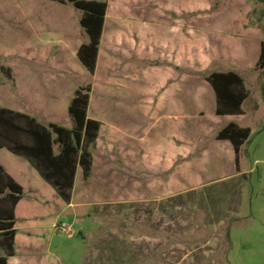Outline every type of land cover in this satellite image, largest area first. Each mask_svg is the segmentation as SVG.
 Returning a JSON list of instances; mask_svg holds the SVG:
<instances>
[{"label": "crops", "instance_id": "0c3cea01", "mask_svg": "<svg viewBox=\"0 0 264 264\" xmlns=\"http://www.w3.org/2000/svg\"><path fill=\"white\" fill-rule=\"evenodd\" d=\"M101 1L108 2V10L97 68L92 74L78 57L87 40L83 37L81 16L72 4L55 0H0V67L10 69L13 78L9 79L0 69V107L34 117L44 125L72 128L70 103L79 85L91 84L88 116L101 122L92 149V175L85 180L83 168L78 166L71 203L26 157L0 147L1 166L23 187L15 207V254L8 257V264H53L47 251L57 233L56 226L62 221L69 222L84 241L92 242L86 256L88 264H124L121 257L119 263H109L110 255L116 252L108 249L124 242L129 244L132 264H137L142 252L141 236L133 230L126 238L118 225L96 216L98 206L109 209L124 201L125 170L118 159L132 168L127 170L135 180V198L142 194L153 197L158 187L161 196L180 195L188 189L189 181L203 189L208 181L219 179L220 174L241 173L232 142L216 138L209 146L215 151L211 158L199 156L180 164L168 181L157 176L171 169L180 157L187 158L199 142L210 136L212 127H218V133L236 122L214 124L208 114L213 119L246 116L244 105L248 99L243 114L219 115L212 84L204 76H190L188 69L238 74L244 68L257 71L264 41L259 31L250 27L240 30L237 36L221 37V25L215 22L243 18L241 13L233 16L222 12L197 14L194 17L200 23L191 30L188 0H160L170 12L162 10L157 0L161 8L156 11L122 13L118 17L110 14L111 2L117 0ZM206 20L213 22L206 24ZM135 55L138 60L126 65L125 59ZM146 60L152 62L143 63ZM142 77L140 99L145 108L137 112L138 116L142 114L153 121L149 135L157 125L167 126L166 145L154 142L143 147L141 126L120 108L128 80L140 81ZM55 151L59 152L58 145ZM222 154L228 155V164L222 165ZM233 156L235 164L231 162ZM158 181L162 182L158 185ZM136 209L140 214L141 204ZM150 252L148 248L149 255ZM0 254L4 255L1 249ZM55 264L69 263L61 257Z\"/></svg>", "mask_w": 264, "mask_h": 264}, {"label": "rangeland", "instance_id": "374dc122", "mask_svg": "<svg viewBox=\"0 0 264 264\" xmlns=\"http://www.w3.org/2000/svg\"><path fill=\"white\" fill-rule=\"evenodd\" d=\"M158 1L162 4V10L167 11L164 9V3ZM159 3L157 0H117L111 2L110 14L118 17L122 13H149L161 8ZM188 4L191 30L200 23L194 17L197 14L222 12L234 16L241 13L243 20L222 19L215 22L221 25L218 30L221 37L237 36L240 30L252 27L259 31L264 39V3L258 0H188ZM78 13L81 16L80 11ZM204 22L212 24L213 21ZM83 37L88 41L85 32ZM191 37L193 36L190 34ZM207 38L206 34L205 41ZM137 60L135 55V58H126L125 63L127 65ZM151 62L143 61L145 64ZM209 73V70L200 71L193 67L188 69L190 76L206 77ZM240 74L245 78L250 91V97L244 105L246 116L213 119L212 115L208 114L207 118L214 124L234 120L251 128V135L240 152L241 173L220 174L219 179L208 181L203 189L196 187L197 183L194 181H189L188 189L183 194L171 197L159 195L158 187L157 195L154 194L153 197H144L142 194L139 197L140 203L139 198L134 197L133 174L128 172L132 171V168L122 159L117 160L125 170L122 189L124 201L109 209L98 206L96 216L98 220L107 219L118 225L126 238L133 234V230L141 236L142 252L137 264H264V71H250L244 68L240 69ZM143 84V77L140 81L138 78L128 80L120 108L124 114H129V119L136 118V125L141 126L143 147H148L154 142L166 145L167 126L165 128L159 124L149 135V127L153 121L142 114L140 118L138 116L137 112L145 108L140 99ZM111 109L109 106L108 114H111ZM212 128L214 129L210 136L199 142L187 158L180 157L171 169L157 176L162 181H168L180 164L199 156L211 158L215 151L209 146L217 140L218 127ZM220 157L222 165L230 161L228 155L222 154ZM231 162L235 164L234 156ZM138 204L142 207L140 214L136 209ZM79 227L77 225L76 229ZM91 246L92 242L84 241L78 232L74 231L73 236H69L57 231L47 255L53 264L61 257L69 264H88L86 256ZM148 248L151 249L150 255ZM108 249L110 252H116L115 255H110L109 263H119L121 257L125 261L124 264H132L128 243H118Z\"/></svg>", "mask_w": 264, "mask_h": 264}, {"label": "trees", "instance_id": "16d2710c", "mask_svg": "<svg viewBox=\"0 0 264 264\" xmlns=\"http://www.w3.org/2000/svg\"><path fill=\"white\" fill-rule=\"evenodd\" d=\"M72 4L81 13L80 23L88 35L78 57L84 66L94 74L103 34L108 2L101 0H55ZM264 3V0H258ZM9 79L11 70L0 67ZM257 71H264V41L262 53L256 65ZM217 95L219 115L243 114V105L250 96L243 77L235 71L213 72L206 76ZM92 92L91 84L79 85L69 106L72 128L57 124L44 125L36 118L0 107V147H7L16 154L26 157L67 202L71 203L78 166L88 180L92 175V149L101 128V122L88 116ZM264 99V83L262 85ZM251 135L250 127L231 122L216 135L227 139L236 150L239 167L242 146ZM55 145L59 146L56 153ZM23 195V187L17 183L0 164V264H8V257L15 254V207Z\"/></svg>", "mask_w": 264, "mask_h": 264}, {"label": "built area", "instance_id": "2783aa9c", "mask_svg": "<svg viewBox=\"0 0 264 264\" xmlns=\"http://www.w3.org/2000/svg\"><path fill=\"white\" fill-rule=\"evenodd\" d=\"M56 230L60 232H64L68 234L69 236H73L74 230L72 225L67 221H62L56 226Z\"/></svg>", "mask_w": 264, "mask_h": 264}]
</instances>
